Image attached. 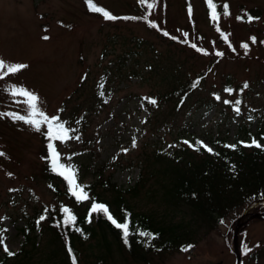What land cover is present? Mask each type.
<instances>
[{"label": "rangeland", "instance_id": "1", "mask_svg": "<svg viewBox=\"0 0 264 264\" xmlns=\"http://www.w3.org/2000/svg\"><path fill=\"white\" fill-rule=\"evenodd\" d=\"M92 3L128 19H105L90 11L85 0H0V59L28 66L0 78V113L28 117L27 98L18 94L23 89L36 94L38 111L68 120V139L55 144L59 163L73 170L77 185L93 182L91 166L101 165L104 174L94 191L110 201L115 190L110 184L106 187L108 178L116 187L132 184L139 160L153 144L167 150L182 142L205 141L226 128L232 140L247 115L254 116L252 129L261 124L264 130V0ZM199 74L200 81L182 107L174 110L171 100L163 101L171 84ZM227 85L236 91H226ZM155 95L160 104L146 120L142 100ZM208 98L214 100L209 108L204 104ZM234 100L240 101L235 114L230 108ZM80 116L83 120L76 121ZM35 118L41 121L39 131L23 120L0 116V152L5 154L0 156V230L8 248L17 253L0 264L20 263L19 230L26 217L65 201L52 190L44 172L48 123ZM58 183L61 193L63 183ZM128 199L136 211H164L143 190ZM87 202L84 199L75 211ZM262 202L255 208L246 206L244 212H230L212 229L199 225L187 251L163 250L148 263H132L118 255L113 264H236V255L240 264H264V219L257 216L264 215ZM35 233L38 250L28 264H43L53 247L45 245L47 237ZM4 254L0 246V258Z\"/></svg>", "mask_w": 264, "mask_h": 264}, {"label": "trees", "instance_id": "2", "mask_svg": "<svg viewBox=\"0 0 264 264\" xmlns=\"http://www.w3.org/2000/svg\"><path fill=\"white\" fill-rule=\"evenodd\" d=\"M206 3L211 4V0H206ZM132 72L133 75L138 74L136 71ZM201 76L196 75L193 80H175L176 82L161 96L163 101L171 100L174 103V110L182 107ZM228 85L225 89L236 91ZM237 89L239 90L240 86ZM152 100H155V103H152ZM160 101L157 95L149 97L148 101L142 100L147 111L146 120L153 115V108L157 107ZM213 101L208 98L204 104L209 108L214 106ZM236 101L238 100L232 101L230 105L233 114L237 113L234 110L237 107L240 112ZM74 118L78 122L83 120L81 116ZM252 118L253 115H247L248 121H240L237 124L232 140H229L227 128L223 133L210 134L205 141L197 140L211 148V152L197 141L186 144L182 142L167 150L153 144V149L139 160V172L132 184L125 188L116 187L110 178L108 183L107 178L101 183L104 185L106 182V187L110 184L115 190L110 201L103 199L99 192L94 191L96 180L102 179L104 170L101 165L95 167L92 164L95 180L84 184L85 187L82 186L92 195L88 193L86 199L88 202L81 211H75V208L84 200L78 202L67 188L64 176L53 172L47 146L43 150L44 172L47 174L45 176L51 181L52 190L59 195L63 194L65 201L43 208L40 212L35 211L26 217L19 230L23 238L19 248L21 254L19 264H28L33 252L38 250L40 239L37 240L36 230L40 235L47 237L45 245L51 243L53 247L47 253V259L43 260V264H73V256L76 258V264H113L118 255L132 263H148L152 255H159L163 250H180L191 245L194 242L195 229L199 225L212 229L230 212H237L239 209H243L244 212L246 206L255 208V204H261V201L264 204V147L245 146L253 139L264 145L262 125L259 124L252 129ZM59 122H64L65 128L68 129V120L60 121V118L53 123V128L55 123ZM46 130L45 140L53 147L56 146L55 141L59 139L50 138L48 124ZM69 134L70 129L68 136ZM225 145H236V148ZM54 178H58L59 181L57 179L53 181ZM129 179L133 181L131 176ZM58 182L63 183L61 193ZM142 190L146 197L155 200V204L160 206L158 209L164 211L158 213L156 207H151L145 212L136 211L128 198H136ZM100 201L107 203L110 213L117 222H123L122 218L127 217L130 233L127 243L122 230L105 214L94 212L89 215L91 204ZM62 207L68 208L75 216L73 224L64 223L66 214L62 212ZM41 216L45 219L39 220ZM42 221L44 224L41 226ZM77 228L80 231H76ZM141 232L151 233L154 238L141 236ZM91 239L94 242H90ZM27 245L29 246L26 247ZM69 249L72 250L71 254ZM13 253H15L13 256L17 254ZM7 256L9 255L5 252L0 261Z\"/></svg>", "mask_w": 264, "mask_h": 264}, {"label": "snow or ice", "instance_id": "3", "mask_svg": "<svg viewBox=\"0 0 264 264\" xmlns=\"http://www.w3.org/2000/svg\"><path fill=\"white\" fill-rule=\"evenodd\" d=\"M85 3L89 7L90 11L102 13V15L104 16L105 19H108V20L128 19L127 17L119 18V17L113 16L108 11L95 6L92 3V0H85ZM148 7H152V5H148ZM223 7H224V14L228 15V6L225 4ZM189 13L191 14V8L190 7H189ZM212 18L215 19V12L212 13ZM238 19H239V17H238ZM251 19H252V17H249V20H251ZM165 35H168V34L165 33ZM185 36H187V34H185ZM44 39H48V37L45 36ZM251 39L253 40V42H255L254 37ZM241 46L244 47L245 49H247L246 44H242ZM218 55H222V54L218 53ZM27 67L28 66L25 64H20V63L9 64V63L5 62L3 59H0V78H3V77L10 75V74H14V73H16L22 69H25ZM193 86H195V85H193ZM247 86H248L247 83H245L244 87L246 88ZM226 91L231 92L230 89H226ZM14 94H17L15 90H14ZM18 94L23 95L27 98V102H28L29 108H30V111L28 113V117L17 115L14 113H0V116L8 115V116H11L14 120H23L25 123L31 124L37 131L40 130L41 121L37 120L35 117L40 116L42 118V120L47 121V123L49 125L48 134H49L50 138L62 139V140L68 139L69 129L65 128L64 122L55 123V126L53 128V123L57 122L59 120L58 116H52L51 118H49L42 111L37 110L36 102L38 100V97L36 96V94L29 92V91H26V90H23V89H20ZM151 102L155 103V100H152ZM225 103H229V101H225ZM235 103L238 105L240 103V101H236ZM234 110L237 113H239L238 107L235 108ZM197 143L200 144L202 147H205L207 151H209V152L212 151V149L207 148V146L204 145L203 142L197 141ZM133 146H135V141L133 142ZM245 146H247V147H252V146L264 147V145L259 144L255 139H253L250 144H245ZM48 147L51 149L50 157H51V162H52L53 168L59 169V174L64 176V178L68 181L69 188H70L72 195L76 197L78 202L81 200H84V199H88L86 193L83 192L82 186L77 185L75 183L73 170L70 167H66L65 165L59 163V159H58L59 154H58L57 150L53 147L52 144H49ZM225 147H231V148L235 149L236 145H225ZM3 155H5V154L3 152H0V156H3ZM61 210H62V212H64L66 214L64 223L65 224H73L75 222V216L72 215V213L66 207H62ZM94 212H102L103 214H105L107 216V218L117 228L121 229L125 243H127V238H128L130 233H129L128 219L126 216L122 218L123 222H117V220L114 219L113 215L110 213L108 206H106L102 203H96V202H93L91 204V207L89 209V215H91ZM43 219H45V217L41 216L40 220H43ZM221 223H223V221H221ZM76 231H80V229L77 228ZM140 235L141 236H148L149 238H154L153 234L147 233V232H141ZM0 246L4 247V251L7 253V255L11 256V255L15 254L8 248V246L6 244V238H5L2 230H0ZM190 247H192V246L188 245L187 247L183 248L182 250L187 251L188 248H190ZM246 251H247V249H246ZM69 252L71 254L72 250L69 249ZM72 262H73V264H76V258L74 256L72 257Z\"/></svg>", "mask_w": 264, "mask_h": 264}, {"label": "water", "instance_id": "4", "mask_svg": "<svg viewBox=\"0 0 264 264\" xmlns=\"http://www.w3.org/2000/svg\"><path fill=\"white\" fill-rule=\"evenodd\" d=\"M257 216H259L260 218H263L264 219V215L257 214ZM236 230H237V228H236ZM236 264H240L239 255H236Z\"/></svg>", "mask_w": 264, "mask_h": 264}]
</instances>
